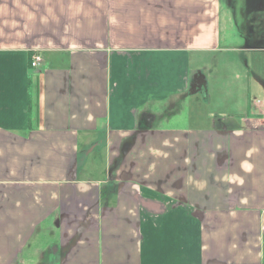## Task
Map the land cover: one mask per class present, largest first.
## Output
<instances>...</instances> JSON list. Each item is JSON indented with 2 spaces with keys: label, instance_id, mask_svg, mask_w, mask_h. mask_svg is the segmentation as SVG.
I'll use <instances>...</instances> for the list:
<instances>
[{
  "label": "crops",
  "instance_id": "obj_1",
  "mask_svg": "<svg viewBox=\"0 0 264 264\" xmlns=\"http://www.w3.org/2000/svg\"><path fill=\"white\" fill-rule=\"evenodd\" d=\"M0 264H264V0H0Z\"/></svg>",
  "mask_w": 264,
  "mask_h": 264
},
{
  "label": "built area",
  "instance_id": "obj_2",
  "mask_svg": "<svg viewBox=\"0 0 264 264\" xmlns=\"http://www.w3.org/2000/svg\"><path fill=\"white\" fill-rule=\"evenodd\" d=\"M42 65V58L39 55H34L31 61V67L33 69L39 68Z\"/></svg>",
  "mask_w": 264,
  "mask_h": 264
},
{
  "label": "rangeland",
  "instance_id": "obj_3",
  "mask_svg": "<svg viewBox=\"0 0 264 264\" xmlns=\"http://www.w3.org/2000/svg\"><path fill=\"white\" fill-rule=\"evenodd\" d=\"M109 23H110V22H109ZM203 101H205V100H203ZM203 101H202V103H204Z\"/></svg>",
  "mask_w": 264,
  "mask_h": 264
}]
</instances>
